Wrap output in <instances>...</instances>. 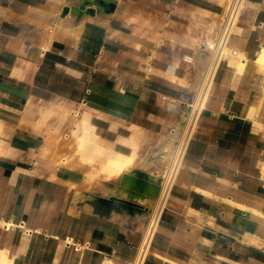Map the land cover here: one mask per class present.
<instances>
[{
  "label": "crops",
  "instance_id": "crops-1",
  "mask_svg": "<svg viewBox=\"0 0 264 264\" xmlns=\"http://www.w3.org/2000/svg\"><path fill=\"white\" fill-rule=\"evenodd\" d=\"M84 1L0 0V264H131L158 192L135 171L165 173L230 0ZM243 7L145 264H264V0ZM134 151L111 179L86 162Z\"/></svg>",
  "mask_w": 264,
  "mask_h": 264
},
{
  "label": "built area",
  "instance_id": "built-area-1",
  "mask_svg": "<svg viewBox=\"0 0 264 264\" xmlns=\"http://www.w3.org/2000/svg\"><path fill=\"white\" fill-rule=\"evenodd\" d=\"M244 3L245 0L229 1L217 38L214 40L212 46L207 48L208 57L206 66L196 95L188 103L183 104L185 106L183 120L173 125L169 130V133L174 136V148L168 158V167L161 177L162 182L159 185L131 264H145L150 254L157 225L166 208L172 188L177 182L189 143L193 138L200 116L205 109L217 68L228 52V38L235 32L234 28L239 25L244 11ZM203 48H205V43L203 44ZM185 61L193 63L194 57L186 56Z\"/></svg>",
  "mask_w": 264,
  "mask_h": 264
},
{
  "label": "bare ground",
  "instance_id": "bare-ground-1",
  "mask_svg": "<svg viewBox=\"0 0 264 264\" xmlns=\"http://www.w3.org/2000/svg\"><path fill=\"white\" fill-rule=\"evenodd\" d=\"M243 8V7H242ZM236 28V27H235ZM235 28H234V30H235ZM260 61L263 63L264 62V50H263V53L260 55ZM258 63V62H257ZM261 63V64H262ZM260 64V63H259ZM260 64V65H261ZM262 65H264V64H262ZM261 65V66H262ZM89 129V128H88ZM72 136H74L75 137V142L77 143L76 145V147L78 148V149H76L77 151L78 150H80V148H81V146H82V139L81 138H79L73 131H72ZM93 136H94V134H93ZM90 137V136H89ZM93 138V137H92ZM87 139H89V138H87ZM90 140V139H89ZM171 141V140H170ZM168 143V142H167ZM166 143V144H167ZM72 144V143H71ZM75 144V143H74ZM135 144H137L136 142H135ZM166 146V145H165ZM138 146H136V150L138 149L137 148ZM167 147V146H166ZM164 148V147H163ZM165 149V148H164ZM163 149V150H164ZM167 150V149H166ZM136 151H134V153L132 154V155H130L129 157H123V156H117V157H115V158H113V157H111V159L108 161V163L106 164V165H97L96 163H94L93 161H91V160H86V162H88V163H90L91 165H93L94 166V173H100V174H103V176H105L106 178H112V177H114L115 175H117V174H120L122 171H126L127 173L131 170V166H130V164H132L133 162H134V160H135V156L137 155L136 153H135ZM77 153V152H76ZM78 154V153H77ZM137 157V156H136ZM164 157V156H163ZM168 160V159H167ZM132 165H134V164H132ZM163 172V171H162ZM93 173V174H94ZM99 174V175H100ZM97 175V174H96ZM94 176V175H93ZM101 176V175H100ZM95 177V176H94ZM106 178H104V179H106ZM119 179V178H118ZM114 180V179H113ZM116 180V179H115Z\"/></svg>",
  "mask_w": 264,
  "mask_h": 264
},
{
  "label": "water",
  "instance_id": "water-1",
  "mask_svg": "<svg viewBox=\"0 0 264 264\" xmlns=\"http://www.w3.org/2000/svg\"><path fill=\"white\" fill-rule=\"evenodd\" d=\"M95 3L96 4V8H87V5ZM116 5V1L115 0H85L84 3L80 4L78 7H74L71 10L70 6H65L63 11H62V16H65L68 12L75 13V14H79L81 13V11L83 10H87V13L94 15L96 10L98 9H111L113 7H115ZM135 173L138 174L139 177L144 178L146 180L148 179H153L154 180V184L157 188H159V185L162 182V178L161 177H155L152 175H149L148 173L144 172V171H140L137 170L135 171ZM118 200H121L118 198Z\"/></svg>",
  "mask_w": 264,
  "mask_h": 264
},
{
  "label": "rangeland",
  "instance_id": "rangeland-1",
  "mask_svg": "<svg viewBox=\"0 0 264 264\" xmlns=\"http://www.w3.org/2000/svg\"><path fill=\"white\" fill-rule=\"evenodd\" d=\"M226 8H227V6H226ZM208 40L210 41V43H212V44L214 43V40H213V39L209 38ZM200 43H201L202 45L204 44L203 41H200Z\"/></svg>",
  "mask_w": 264,
  "mask_h": 264
}]
</instances>
